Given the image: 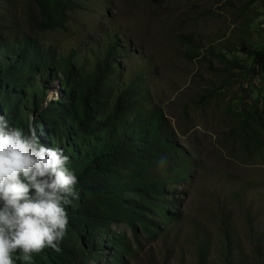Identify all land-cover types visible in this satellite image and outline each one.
Returning <instances> with one entry per match:
<instances>
[{"label":"rangeland","instance_id":"rangeland-1","mask_svg":"<svg viewBox=\"0 0 264 264\" xmlns=\"http://www.w3.org/2000/svg\"><path fill=\"white\" fill-rule=\"evenodd\" d=\"M74 1L67 30L40 32L31 0H0V46L33 38L66 52L99 49L118 36L122 80L145 78L143 107L163 111L177 147L151 165L164 202L147 207L150 229L137 226L134 234L125 222L110 225L129 237L126 264H198L201 246L205 264H264V134L262 147L251 150L232 134L242 108L264 103V0ZM189 40L202 58L187 59ZM220 56L246 69L232 70L225 82L229 69ZM44 85L40 110L23 113L42 143L40 115L61 89L57 80ZM101 240L102 250L83 264L112 262L109 233Z\"/></svg>","mask_w":264,"mask_h":264},{"label":"trees","instance_id":"trees-1","mask_svg":"<svg viewBox=\"0 0 264 264\" xmlns=\"http://www.w3.org/2000/svg\"><path fill=\"white\" fill-rule=\"evenodd\" d=\"M31 1L38 9V31L67 30L77 5L74 0ZM256 1L248 0V4ZM105 40L99 49L66 52L33 38L7 40L0 46V115L10 126L28 131L31 126L24 111L40 110L47 92L44 83L59 81L60 99L42 111L40 124L46 129V145L63 149L69 157L68 167L79 180V199L66 206L69 223L61 251L45 249L34 256V264H83L102 250L104 233H109L111 263L126 264L129 237L113 233L111 223L125 222L134 234L137 226L148 231L147 207L154 200L164 202L160 198L163 182L153 174L151 165L175 153L173 130L159 107H143L144 77L122 80L119 37ZM200 50L189 40L187 59L202 58ZM217 59L229 69L225 82L234 78L232 70L246 69L224 56ZM232 134L248 150L252 145L260 149L264 103L252 111L242 108ZM126 193L133 196L127 198ZM198 252V264H205V247Z\"/></svg>","mask_w":264,"mask_h":264},{"label":"clouds","instance_id":"clouds-1","mask_svg":"<svg viewBox=\"0 0 264 264\" xmlns=\"http://www.w3.org/2000/svg\"><path fill=\"white\" fill-rule=\"evenodd\" d=\"M68 164L63 149L43 144L35 128L10 126L0 115V264H34L45 249L61 251L66 206L80 196Z\"/></svg>","mask_w":264,"mask_h":264}]
</instances>
